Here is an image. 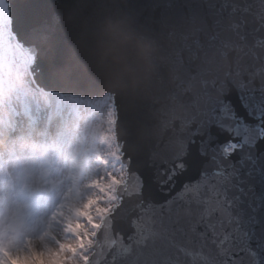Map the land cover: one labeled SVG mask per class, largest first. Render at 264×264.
<instances>
[{"label": "water", "instance_id": "water-1", "mask_svg": "<svg viewBox=\"0 0 264 264\" xmlns=\"http://www.w3.org/2000/svg\"><path fill=\"white\" fill-rule=\"evenodd\" d=\"M7 3L38 87L117 107L128 176L88 264H264V0ZM109 22L115 71L96 47Z\"/></svg>", "mask_w": 264, "mask_h": 264}, {"label": "rangeland", "instance_id": "rangeland-1", "mask_svg": "<svg viewBox=\"0 0 264 264\" xmlns=\"http://www.w3.org/2000/svg\"><path fill=\"white\" fill-rule=\"evenodd\" d=\"M0 3V117L18 102H36L45 106L53 96L56 97L58 108L62 107L58 111L62 112L60 117H55L62 118L61 124L57 122V130L50 131L55 117L49 106L48 113L39 112L37 115V118H43L37 129L42 133L49 131L47 138L53 134L48 140L51 144L56 138L65 137L72 155V166L66 167L72 171L70 181L55 175L47 187L45 185L32 193L51 208L43 225L44 233L38 237L27 223H20L13 233L3 237L0 261L6 260L3 253L7 252L18 257L7 264H83L93 245L90 233L97 230L98 222L111 210L116 202L115 186L125 177L113 137L115 114L112 100L105 97L88 101L36 90L27 69L28 58L10 40L3 2L0 0ZM6 143L10 148L11 141L7 139ZM79 152L83 154L81 159ZM45 157L43 154L41 158ZM65 182L70 183V187ZM17 187L18 180L15 182L16 191ZM66 189L73 196L66 194L67 199L63 200ZM1 191L0 186V196Z\"/></svg>", "mask_w": 264, "mask_h": 264}, {"label": "bare ground", "instance_id": "bare-ground-1", "mask_svg": "<svg viewBox=\"0 0 264 264\" xmlns=\"http://www.w3.org/2000/svg\"><path fill=\"white\" fill-rule=\"evenodd\" d=\"M59 100L56 97H52L50 103L45 106H40L39 103L27 105L29 108V117L22 120L19 115L18 108L10 109L6 115L0 119V186L2 187L0 196V232L5 236H9L15 227L21 221H25L30 226L34 234L38 237L44 233L43 225L48 216V207L46 204L37 212L28 213L25 206H22V201L19 193L15 191V180L19 173H24L28 176V185L32 191H37L38 188L43 187L46 182L43 178L46 173L44 167L38 162V157L42 155L40 147L46 144V141L53 138V134L47 138L48 133H40L36 130H32V136H28L26 133L27 119L33 121L35 116L40 113H48L47 107L53 108V116H59L62 111H58L57 102ZM46 107V108H43ZM62 118L55 117L51 122L50 131L57 130V122L61 124ZM37 125L43 121V118H35ZM37 128V127H36ZM65 137L56 138L54 151L57 152L56 167H58V173L53 170V173L64 176V180H69V174L66 167L72 166L71 164V150L64 141ZM10 140V148L7 147L6 140ZM35 142L40 143L34 144ZM9 145V143H8ZM46 153L49 150H45ZM81 158V157H80ZM69 170V169H68ZM68 184L70 183L65 182ZM66 194L71 197L73 194L67 189L65 190L63 200L67 199ZM94 231L90 233V240L94 238ZM58 257H55L57 259Z\"/></svg>", "mask_w": 264, "mask_h": 264}, {"label": "clouds", "instance_id": "clouds-1", "mask_svg": "<svg viewBox=\"0 0 264 264\" xmlns=\"http://www.w3.org/2000/svg\"><path fill=\"white\" fill-rule=\"evenodd\" d=\"M115 23H107L96 37V47L101 65L110 71L120 66L121 57L125 54L123 45L113 35ZM140 72H125L124 75L113 82L116 88H135L141 83Z\"/></svg>", "mask_w": 264, "mask_h": 264}, {"label": "snow or ice", "instance_id": "snow-or-ice-1", "mask_svg": "<svg viewBox=\"0 0 264 264\" xmlns=\"http://www.w3.org/2000/svg\"><path fill=\"white\" fill-rule=\"evenodd\" d=\"M261 226L264 227V222H262V225ZM248 239H249V244H254L255 243L251 236H249ZM244 250L245 251H248L249 248L246 246L244 248ZM3 255L6 257V260L5 261H0V264H7L8 261H10L12 259H17L18 258L17 256L11 255V254H9L7 252H4Z\"/></svg>", "mask_w": 264, "mask_h": 264}]
</instances>
